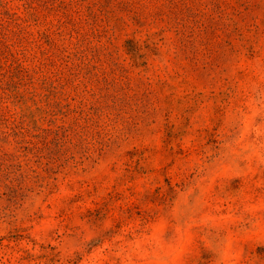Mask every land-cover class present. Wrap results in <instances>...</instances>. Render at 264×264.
<instances>
[{
    "label": "rangeland",
    "instance_id": "obj_1",
    "mask_svg": "<svg viewBox=\"0 0 264 264\" xmlns=\"http://www.w3.org/2000/svg\"><path fill=\"white\" fill-rule=\"evenodd\" d=\"M0 264H264V0H0Z\"/></svg>",
    "mask_w": 264,
    "mask_h": 264
}]
</instances>
